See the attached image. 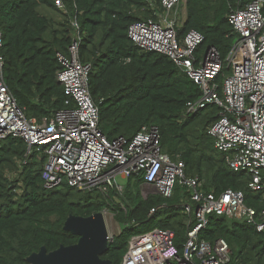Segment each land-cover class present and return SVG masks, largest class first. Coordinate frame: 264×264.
Returning <instances> with one entry per match:
<instances>
[{
  "label": "trees",
  "instance_id": "1",
  "mask_svg": "<svg viewBox=\"0 0 264 264\" xmlns=\"http://www.w3.org/2000/svg\"><path fill=\"white\" fill-rule=\"evenodd\" d=\"M0 0V30L5 57L4 76L29 118L42 120L66 108L63 85L57 73L62 68L58 53L70 55L74 40H80L82 62H91L90 91L100 110V128L111 139L132 138L145 124L159 126L164 152L182 159L187 175L198 174L205 187L221 192L242 189L247 202L258 199L248 188V176L229 166L228 154L215 147L209 126L220 108L210 105L184 117L186 105L202 90L168 56L146 51L129 37L136 21L157 19L163 12L160 0ZM253 0H242L244 6ZM234 0H187V20L179 30L184 36L196 29L204 34L200 51L215 46L224 61L221 84L232 72L228 56L237 38L228 15ZM157 11V13H156ZM78 23L79 28L73 25ZM43 148L28 153L19 137L0 139V264H27V257L46 246L76 243L80 236L64 229L70 214L90 216L109 209L122 226L102 255L121 264L135 234L155 228L175 232L181 248L188 216L182 206L190 199L188 187L177 184L171 198L152 194L134 198L129 185L142 188L143 176H130L122 194L108 196L65 185L46 190ZM183 195V197H180ZM183 199V200H182ZM150 216L152 208L163 205ZM140 223L134 226L132 221ZM202 237L224 238L233 253L229 264H264V232L245 221L213 215Z\"/></svg>",
  "mask_w": 264,
  "mask_h": 264
},
{
  "label": "built area",
  "instance_id": "2",
  "mask_svg": "<svg viewBox=\"0 0 264 264\" xmlns=\"http://www.w3.org/2000/svg\"><path fill=\"white\" fill-rule=\"evenodd\" d=\"M234 1L228 15L237 34L227 59L232 72L221 87L217 77L224 61L219 50L208 46L200 51L205 36L196 29L179 35L187 20V0H160L163 12L157 19L132 23L129 37L142 49L171 58L199 85L202 95L187 103L184 117L210 105L220 108L208 133L215 147L228 154L233 171L245 173L248 188L262 195L254 204L247 202L242 189L216 192L207 189L198 174L187 175L185 162L164 152L157 125H143L132 138H109L100 128V110L90 91L92 63L81 61L77 38L69 56L58 53L62 68L57 77L68 97L66 108L42 120L29 118L5 81L0 30V139L22 138L28 153L44 149L46 190L68 185L106 196L112 190L122 194L124 186L118 178L133 175L143 176L144 197L157 194L168 199L177 184L188 187L190 199L182 204L189 218L182 247L176 245L173 230L155 228L131 237L121 264H229L233 251L228 241H210L201 235L213 215L242 220L264 232V0L244 6L242 0ZM56 3L65 8L62 0ZM73 25L79 28L76 21ZM164 206L152 208L149 215ZM132 224L140 223L133 220Z\"/></svg>",
  "mask_w": 264,
  "mask_h": 264
},
{
  "label": "water",
  "instance_id": "3",
  "mask_svg": "<svg viewBox=\"0 0 264 264\" xmlns=\"http://www.w3.org/2000/svg\"><path fill=\"white\" fill-rule=\"evenodd\" d=\"M64 229L80 236L79 240L51 251L44 245L27 257V264H112L102 257L111 242L104 211L90 216L70 214Z\"/></svg>",
  "mask_w": 264,
  "mask_h": 264
},
{
  "label": "rangeland",
  "instance_id": "4",
  "mask_svg": "<svg viewBox=\"0 0 264 264\" xmlns=\"http://www.w3.org/2000/svg\"><path fill=\"white\" fill-rule=\"evenodd\" d=\"M33 151H35V149H33ZM127 182L128 181L126 179H123L120 177L118 178V183L120 185L125 186V188L128 187ZM142 190H145V189L143 187L142 188L138 187L134 183L129 185V192L133 195L134 198L139 199V197H143V193H142L143 191ZM149 193H153V190H151V192H149ZM255 195L257 196V198L262 197V195H260V194H255ZM180 197H183V195H180ZM183 198H185V197H183ZM104 214H105L106 223L108 226V231H109L110 236L112 237L114 235H118L121 232L122 226L115 219L113 213L109 209L104 211Z\"/></svg>",
  "mask_w": 264,
  "mask_h": 264
}]
</instances>
